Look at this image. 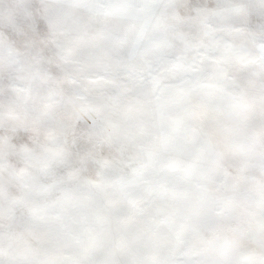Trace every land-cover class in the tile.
Instances as JSON below:
<instances>
[{
    "label": "snow or ice",
    "instance_id": "6c2138e0",
    "mask_svg": "<svg viewBox=\"0 0 264 264\" xmlns=\"http://www.w3.org/2000/svg\"><path fill=\"white\" fill-rule=\"evenodd\" d=\"M0 264H264V0H0Z\"/></svg>",
    "mask_w": 264,
    "mask_h": 264
}]
</instances>
